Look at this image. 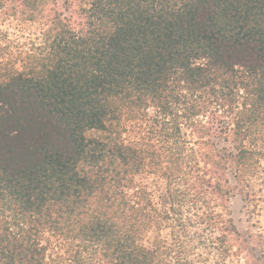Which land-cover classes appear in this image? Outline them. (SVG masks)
<instances>
[{
    "label": "clouds",
    "instance_id": "obj_1",
    "mask_svg": "<svg viewBox=\"0 0 264 264\" xmlns=\"http://www.w3.org/2000/svg\"><path fill=\"white\" fill-rule=\"evenodd\" d=\"M184 2L0 0V94L14 101L0 99V117L23 102L21 82L46 88L61 65L67 85L84 87L62 48L87 41L95 53L165 6L175 23ZM148 40L88 89L57 138L63 171L38 168L36 187L0 167V264L28 249L31 264H264V0H244L223 30L226 63L189 23L167 50Z\"/></svg>",
    "mask_w": 264,
    "mask_h": 264
},
{
    "label": "trees",
    "instance_id": "obj_2",
    "mask_svg": "<svg viewBox=\"0 0 264 264\" xmlns=\"http://www.w3.org/2000/svg\"><path fill=\"white\" fill-rule=\"evenodd\" d=\"M242 3L244 0H185L181 14L175 17V23L168 20L169 16L175 14L168 11L165 6L161 9L163 14H156V19L141 13L137 17L138 23H129L126 30L118 31L106 45L97 47L95 53L89 51L87 41L81 42L84 51H79L75 47L62 48L61 51L67 58L78 61L72 65L73 75L78 81H84V87L67 85V81L63 79V65L52 75L46 88L29 89L21 82L18 87L24 93L23 102L14 108L12 116L6 119L0 117V167L11 168L15 174L35 182L36 187H40L41 184L38 168L47 167L53 172L63 171L65 156L63 152L57 151V138L67 133L66 125L74 118V113L75 116L81 115L75 110L87 97L88 89L103 87L107 78L111 76L112 64L120 62V54L130 51L143 52L144 48L149 46V33L156 47L167 50L178 27L189 23L196 32L221 47L219 59L226 63L222 33L229 21L236 18ZM124 45H127V48ZM86 52L89 54L85 55ZM143 60L147 69L144 75L150 77L153 72L151 54H145ZM80 64L91 65L101 72L104 78L87 80L86 73L75 71L79 69ZM0 99L14 102L11 95L0 94ZM100 119L99 114H93L91 117V121L97 125ZM12 126L18 127L19 133L16 137L9 138L7 128ZM10 153L15 154L14 159H9ZM90 159L94 162L96 157L91 155ZM26 207L32 208L33 205L27 201ZM32 251L28 249L17 254L21 264H31L29 256ZM35 255L40 253L37 252ZM32 259H35L34 255Z\"/></svg>",
    "mask_w": 264,
    "mask_h": 264
}]
</instances>
